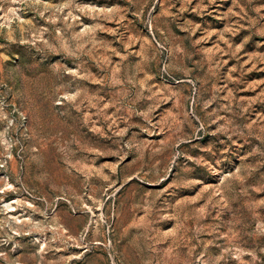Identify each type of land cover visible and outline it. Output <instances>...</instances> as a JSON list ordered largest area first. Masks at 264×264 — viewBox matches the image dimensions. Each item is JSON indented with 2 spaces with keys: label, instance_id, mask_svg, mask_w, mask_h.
<instances>
[{
  "label": "rangeland",
  "instance_id": "obj_1",
  "mask_svg": "<svg viewBox=\"0 0 264 264\" xmlns=\"http://www.w3.org/2000/svg\"><path fill=\"white\" fill-rule=\"evenodd\" d=\"M0 264H264V0H0Z\"/></svg>",
  "mask_w": 264,
  "mask_h": 264
},
{
  "label": "bare ground",
  "instance_id": "obj_2",
  "mask_svg": "<svg viewBox=\"0 0 264 264\" xmlns=\"http://www.w3.org/2000/svg\"><path fill=\"white\" fill-rule=\"evenodd\" d=\"M9 208V207H8Z\"/></svg>",
  "mask_w": 264,
  "mask_h": 264
}]
</instances>
